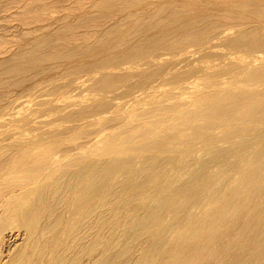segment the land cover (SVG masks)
I'll return each mask as SVG.
<instances>
[{"label":"bare ground","instance_id":"bare-ground-1","mask_svg":"<svg viewBox=\"0 0 264 264\" xmlns=\"http://www.w3.org/2000/svg\"><path fill=\"white\" fill-rule=\"evenodd\" d=\"M112 1L98 0L96 4L101 8ZM156 1L154 12L163 11V18H156L160 11L152 12L156 15L154 22L149 11L151 21L137 8H123L122 13L131 12L121 18L122 25L131 21L129 32L142 31L137 44L129 45L113 60L98 63L96 71L73 78L68 86L70 95L64 101L58 98L57 90L54 92L56 88L45 86L51 88L47 93L56 102L43 101L37 107L53 115L48 106L52 104L62 112L76 108L87 102L82 96L92 91V83L99 90L105 81L114 80L116 71L125 72L126 79L137 77L139 82L138 89L132 88L136 84L131 87V82H126L130 85L124 87L122 103H126L121 111L128 109L127 101L133 102L128 92L135 106L122 114L117 129L92 135L87 143L64 147L34 140L31 147H16L19 149H11L10 156L5 155L9 157L0 162V264H264V57L257 61L248 54L249 68H238L239 73L224 81L211 79V84L193 85L178 68V75L167 69L158 70L157 76L149 74L151 64L180 68L182 62L192 61L195 52L170 55L161 50H178L187 44L186 39L178 38L181 30L188 26L191 32L195 27L193 35L200 34L197 27L201 23L213 24L222 13L221 9L219 12L202 5L203 0ZM230 1L229 11L244 9L253 15L251 22L218 28L205 45L215 49L213 43L225 40L227 51L236 52L251 35L262 34L264 24L257 23L261 14H255L258 8L250 0ZM173 6L181 10L176 9L178 14L173 11L176 15L171 11L172 16L189 18V14L194 20L189 18L187 24L178 25L175 18L170 23L166 7ZM256 23L259 30L250 31ZM72 27V32L78 28ZM123 30L119 33L121 43L125 41ZM189 37L190 44L196 42L194 48L200 49L196 52H204L202 37L195 35L196 41ZM144 48H154L147 57L149 62L131 58ZM32 51L29 58H23L28 54L22 50L25 55L20 52L23 56L18 54L9 66L2 63L0 79L24 76L29 67L39 69L55 56L45 51L46 56L39 55L38 48L33 56ZM68 57L72 62L73 54ZM7 58L4 60H11ZM107 69L114 71L99 73ZM75 91L83 93L76 97ZM76 98H81L80 104L71 102ZM14 100L10 102L14 113H8V121L3 116L0 126L32 123V111L26 107L31 102H21L26 105L23 107L16 100L15 106ZM108 113H90L86 124L93 126L100 115ZM126 116H130L127 122ZM58 126L61 124L53 128L54 132Z\"/></svg>","mask_w":264,"mask_h":264},{"label":"rangeland","instance_id":"rangeland-1","mask_svg":"<svg viewBox=\"0 0 264 264\" xmlns=\"http://www.w3.org/2000/svg\"><path fill=\"white\" fill-rule=\"evenodd\" d=\"M96 1L98 0H0V56L2 57L3 55L2 58L0 57V65L2 63L4 65L5 63V66H9L11 63H13L14 57H16L18 54L22 55L21 53H23V55L28 54L24 56L23 58H26V57L29 58V54H30L29 51H32V49L34 51V52L32 51L34 55L31 52L30 56L32 55L35 56L36 53L43 56L44 54L47 53L48 56L51 55L52 57V55L54 56L55 54L54 58L48 61L50 63L45 62L46 64L44 63V65L40 67L39 69L29 67L30 69H32L33 72H31L30 69L28 68L27 70L30 71V72L28 71L29 73L27 72L28 75L26 74L21 77H15V79H12V77L0 79V89H1L0 90V103H1L0 104V121H2L3 116H4L3 120L8 121L11 114L14 113L13 112L14 109L13 110L11 109L13 105L10 104V102H12L14 99L17 102H19L21 105H22L21 102L25 100H29L31 102L30 106H26L25 104L24 106H26L28 109L32 111L31 112L32 123H29L27 121H21V122H15L12 125L10 123L9 125L0 126V135H1L0 136V151L4 154L3 155L2 153H0V155L2 154L1 155L2 160L0 162H3L4 159L10 156L11 149L17 150L19 148H16V147H22V146L31 147L33 144L32 141L34 140H36V142H38V140L42 142L43 140L47 141L45 143L43 142L44 144H47L49 141L51 142L50 144L60 145V147L68 146L70 145V143L72 144L73 143H84V142L87 143L89 141L88 139H91L93 136L101 132H108V131L117 129L122 124V120H123L122 114H126L127 110L130 111L132 107L134 109V106H135L134 97L128 92L129 99H133V102L127 101L128 109L125 108V110L127 109L126 111H123V110L121 111V107L125 106V103H126V102L122 103L125 100V99L122 100V97L125 91L124 89L125 86H128L131 84V87H132L134 84H136L132 88L136 86H137L136 89L139 88V82L136 81L138 78L134 77L132 79H126L125 72H117V71L114 72V80L105 81L99 90L96 89L97 86L95 85V83H92L91 84L92 91H89L87 93L86 92L83 93L82 92L83 90L78 91L79 93L78 92L76 93L75 91L77 95L75 93H73V95L75 94L76 97H78L80 93L81 94L83 93L82 100L84 99L85 96L87 100V102L80 104V102L82 101L80 100L81 98L72 99L71 102L74 103L75 105L80 104L77 106L78 108L76 107L72 110L62 109L64 110L62 112L61 110L59 111V110H56L55 108H52V104H51L46 109L53 111V115H52V114H48L47 112L46 114L40 112V110L37 107L43 101H48L51 103L56 102L55 97L52 95H48L47 93V91H49V89L51 88L50 87L45 88V86H51V87L56 88L54 92L57 90L56 92L58 93L56 94L58 98H61L60 101H64L66 97L70 95V88L68 86H69V83L73 81V78L79 75L80 76L83 75L84 77L85 74H87L88 72L90 73V72H94V70L96 71L98 68V63L101 64L106 60H113L117 55L125 53L129 45L135 46L137 44L139 40V34L142 33V31L129 32L131 21H127L125 24L122 25L121 18L127 16L131 12V11H124L122 13L124 7H129L131 9L137 8L138 10L137 9L136 10L140 12L141 14H143L144 16L150 15L151 16L150 19H152V22H154L153 18H155L156 16L155 14L152 15V12L157 14V12L160 11L158 10L154 12V10H157L154 8V5L155 4L158 5L156 0H153V1H150V0L140 1L139 0L140 3L138 2V0H137V3L135 2V0H113L112 3L108 4L105 7H101V8L96 4ZM241 2H243V0H241ZM201 3L202 5L203 3L207 4L210 9L216 8V10H218L219 12L221 9L222 13L220 14L218 13V17L220 15L219 18L221 21L216 20V18H214L212 22L215 25V27L217 24L220 27H218L217 25V27L215 28L214 25L211 24V22L210 24L212 26L208 24V21H205L207 22L206 24L203 21L204 24L201 23L202 24V25L200 24L201 26L198 24L199 26L197 27L199 28V32L201 33L200 34L195 33L194 35H193L194 33L193 30H195V27L193 28V30H191V32H190V29L192 28L187 29L188 26L186 27L187 30L185 28L184 29L182 28L183 30H181V34L184 36L180 34L178 38L181 37L183 39H186L187 44L185 45V43H183V46L181 45L182 46L181 48L179 46V48H177L178 50L176 51H167L164 49L165 51L161 50V52L173 55V54L182 53L184 51H190L193 54L195 52L196 57L194 59L191 58L192 59V61H190L191 63L182 62L181 65H179L180 68L174 67V66L168 67L166 63H165L166 66L165 65L161 66L158 64H151L150 66L156 67L154 68L156 69V71L154 72V69L151 67L150 68L151 71L147 70L148 72H150L149 74H154L155 76H157L160 70L164 71L165 69L171 70V71H168L169 73L170 72L172 73L174 71V73H172L174 75H178L177 72L179 71L180 72L184 71L182 72L183 75H186L188 79L190 80L189 82L193 85L200 83V82L211 84V81H210L211 79H214L215 81L216 80L224 81L225 79H227V76L232 77L235 74L239 73V71L241 70V67L249 68L247 65V63H249V61H247L248 54H251L257 61H261V57L262 56L264 57V32L258 35H251L248 42H244L238 45L239 50L236 48L237 49L236 52L227 51L229 49L227 45L225 46V44H227L228 42H224L225 40L223 41L220 40L221 42L219 40L216 42L213 41L215 43H213L214 45L213 44L212 45L215 46V49H212L211 45L206 46L205 44L207 43L208 39L214 38L213 36L215 35L214 30L217 32L219 30L218 28L221 29V28H225L226 26L239 27L240 25L244 23L251 22L253 15L244 9L239 12L231 13L229 11L231 10L229 8L230 4H232L230 0H203V2ZM249 3L250 4L254 3L256 7L258 8L255 11V14L257 15L261 14L260 15L261 18L259 19L257 23L264 24V2L263 0H250ZM140 6L141 8H139ZM167 8H169L170 11L169 9L167 10L165 14L166 16L168 12H169V15L172 16L171 14H175L173 13V11H176L177 12L176 14H178L179 11L181 10L178 6L176 7L173 6V8L166 7V9ZM178 8H179V11L176 10ZM82 9H84L85 11ZM172 9H175V10H172ZM225 9H228L227 10L228 13ZM141 11L142 12L145 11L146 15L144 14L145 12L142 13ZM223 12L226 14L224 15ZM158 15L159 16H157L156 18H159L160 16L162 17L163 13L158 14ZM150 16H148V19ZM170 16L169 18L166 17V19L168 18L170 20V23L175 22L177 19V21H179V22H176L178 25L180 23H185L186 20L188 21L191 20L189 18H192L191 20L192 22L194 20L193 18H195L193 16L190 17L189 14H188L189 18L187 17V15L186 16L184 15L183 17H177V16L170 17ZM214 16L217 17V15H214ZM226 17H228L229 19L228 18L225 19ZM64 20L66 23L64 22ZM187 23L188 22H186V24ZM257 23L250 29V31H253L255 29L259 30L258 28L259 26ZM71 25L73 26L72 28H76V27L78 28L74 29V32H72L73 30H71ZM210 27H213V28L209 29ZM121 30H123L124 36H125L124 43H121L119 40V33ZM186 31L189 32L188 39L186 37L187 36ZM197 32H198V29H197ZM195 35L197 36L199 35L202 37V38L200 37L202 39L201 48L202 49L205 48L202 50L204 52H201V53L196 52V51H200V49L196 50L194 48L196 46V42H195V45H194V42H192L194 46L190 44L191 41L189 39L190 38L189 36H191V40L195 39L193 41H196L197 37H195ZM45 36L46 38H48L46 39V41H48L47 43L44 40ZM41 38H43V41H41L42 40ZM181 38H180V41H182ZM188 42L190 45H188ZM32 45L33 46L36 45V47H33ZM146 45L147 44H145L144 46L146 47ZM108 47L111 48V51L109 50ZM216 47L217 48L219 47L220 49L219 48L216 49ZM37 48H38V51H36ZM206 49H209V50H206ZM22 50L26 52L28 51V52L27 53L25 52L24 54ZM153 51H154V48H144L143 51L134 52V54L131 55V58L133 60H139L143 58V62H149V59L147 57L151 53H153ZM71 53L73 54L72 62H71V59L68 57L71 55ZM56 55L58 56L56 57ZM65 55H68L66 56L67 58L65 57ZM4 58H7L8 60L11 59L12 61L10 60L11 61L10 62V61L4 60ZM2 59L6 62H4ZM66 59H68V61ZM197 59H199L200 63L197 62ZM8 63L9 65H7ZM94 63L95 65H93ZM90 65L95 66L96 68L95 67L91 68L89 67ZM160 67L161 69H157ZM177 68L179 71L177 70ZM175 69L177 70V72L175 71ZM235 69H237L238 71ZM74 70L76 72H74ZM107 70L108 72H105L103 70L99 73L108 74L114 71V69H107ZM167 70L165 71L167 72ZM38 71L41 72V74ZM152 71L153 73H151ZM37 73L39 74L36 75ZM56 77L57 78L59 77V78L56 79ZM85 79L87 78L85 77ZM21 80H24V81H21ZM54 80H57V81H54ZM214 80L212 81L214 82ZM65 82H68V83H65ZM126 82H129V83L131 82V83L129 84ZM109 83H111L110 87H108ZM78 86H81V85H78ZM35 88L36 89L40 88V90L39 89L34 90ZM86 88L88 90L91 89L90 86ZM43 90L46 91L44 94H43ZM45 95L47 96L45 97ZM15 100L13 102L14 105L15 103L17 104ZM119 103L120 104L122 103L124 105L122 104L120 105ZM6 105L7 106L9 105L11 107L9 106L7 107ZM4 110L5 111L8 110V112L5 115H4L5 113ZM107 110H109V113L105 116L100 115V117L95 122L96 124H94L93 126L92 125L89 126L88 124H86L88 120L85 118L90 117L91 115L90 113L98 112V111H107ZM8 113L10 114V116L6 117ZM31 118H28V120ZM129 118L130 116H126L125 122H127ZM65 123L66 125H63ZM68 123H71L73 125L71 126V124H68ZM57 124H61V126H58L57 130L58 129L59 130L57 131L55 129V132H54L53 128ZM18 139H20L21 142ZM5 155H9V156H5Z\"/></svg>","mask_w":264,"mask_h":264}]
</instances>
